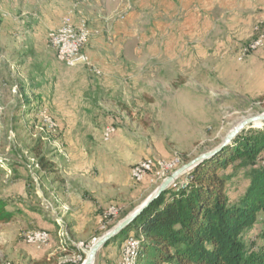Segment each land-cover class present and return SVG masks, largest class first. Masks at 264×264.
I'll return each mask as SVG.
<instances>
[{"label":"rangeland","instance_id":"rangeland-1","mask_svg":"<svg viewBox=\"0 0 264 264\" xmlns=\"http://www.w3.org/2000/svg\"><path fill=\"white\" fill-rule=\"evenodd\" d=\"M219 1L166 12L156 0H0V199L14 213L0 224V264H80L168 177L264 115V0ZM66 20L90 32L88 62L74 68L50 42ZM143 161L155 169L138 182ZM248 173L229 171L231 204ZM35 231L51 242L29 243ZM263 232L260 216L243 240L256 250ZM125 242L94 264H123Z\"/></svg>","mask_w":264,"mask_h":264},{"label":"trees","instance_id":"trees-1","mask_svg":"<svg viewBox=\"0 0 264 264\" xmlns=\"http://www.w3.org/2000/svg\"><path fill=\"white\" fill-rule=\"evenodd\" d=\"M231 169H249L250 184L235 204L226 194ZM188 178L186 188L162 194L105 246L124 242L136 228L143 264H264V232L256 250L243 240L244 232L264 218V127L243 131ZM13 218L0 199V224Z\"/></svg>","mask_w":264,"mask_h":264},{"label":"bare ground","instance_id":"bare-ground-1","mask_svg":"<svg viewBox=\"0 0 264 264\" xmlns=\"http://www.w3.org/2000/svg\"><path fill=\"white\" fill-rule=\"evenodd\" d=\"M72 28H75V30H72ZM78 33H84L83 34V40H81V53H83V50L89 40L90 32L87 29L82 28H76L73 24L70 23L69 20H66L59 29L54 31L51 34L50 42L53 47V49L56 52L57 55V44L59 40H74V38H78ZM258 40L256 43L251 45V50L256 49L258 45ZM88 62L87 58H80L76 62V66L83 65ZM45 122H50L47 116L43 115ZM54 127V126H53ZM155 169V165L152 161H146L145 163H142L135 167L132 171V177L138 182L143 181L147 175H150L153 170ZM174 169V166L161 163L160 164V170H164V175L167 172H171V170ZM147 174V175H146ZM177 180V179H176ZM62 231H60L59 235ZM42 235H46V239L49 240L50 234L47 231H35L32 234H28V242L32 244H42ZM62 236V234H61ZM134 242V245H133ZM133 245V248L131 249V252L128 253V248ZM124 250H125V258L123 261V264H137L139 255H140V245L139 242L136 240V237H131L126 240L124 244Z\"/></svg>","mask_w":264,"mask_h":264},{"label":"water","instance_id":"water-1","mask_svg":"<svg viewBox=\"0 0 264 264\" xmlns=\"http://www.w3.org/2000/svg\"><path fill=\"white\" fill-rule=\"evenodd\" d=\"M261 124L264 125V115L256 116L250 119H247L243 121L236 129H234L232 132L227 135V137L224 139L223 143L216 149L205 153L189 163L188 165H185L184 167L177 170L175 173H173L170 177H168L161 186L157 189L154 195H152L148 200L135 212H133L131 215L126 217L122 222H120L115 228H113L111 231L106 233L103 237H101L91 248L86 260L83 264H94L96 260V256L99 253V251L114 237L119 235L125 228H127L130 224H132L143 212L144 209H146L153 201L157 200L162 194L166 193L171 184L179 178L184 173L188 172L189 170L194 169L202 162L209 160L219 154L221 151H223L225 148H227L233 140L247 127H252L253 125Z\"/></svg>","mask_w":264,"mask_h":264},{"label":"built area","instance_id":"built-area-1","mask_svg":"<svg viewBox=\"0 0 264 264\" xmlns=\"http://www.w3.org/2000/svg\"><path fill=\"white\" fill-rule=\"evenodd\" d=\"M75 30V28H72ZM84 33H78V38H74V40H59L57 44V59L66 65L67 67L74 68L76 67V62L80 58H87L89 57L85 53H81V40H83ZM142 163H145L143 161ZM147 175V174H146ZM179 179V178H177ZM176 180L171 184L175 185ZM46 239V235H42V244L40 246L46 245V243H50ZM134 245V242H133ZM133 245L128 248V253L131 252Z\"/></svg>","mask_w":264,"mask_h":264},{"label":"crops","instance_id":"crops-1","mask_svg":"<svg viewBox=\"0 0 264 264\" xmlns=\"http://www.w3.org/2000/svg\"><path fill=\"white\" fill-rule=\"evenodd\" d=\"M219 2L222 3V0ZM258 0H241V4L244 7L251 8L253 4H256ZM157 7L162 11H173L178 9L184 10H194L202 9L203 11H209L212 9L213 0H156ZM61 27V26H60ZM59 27V28H60ZM85 208V206L82 207ZM87 214H83V217H86ZM73 226L71 223H68V227Z\"/></svg>","mask_w":264,"mask_h":264}]
</instances>
